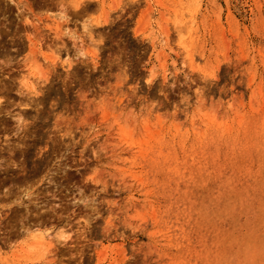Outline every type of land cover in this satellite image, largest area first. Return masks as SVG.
<instances>
[{
	"label": "rangeland",
	"instance_id": "374dc122",
	"mask_svg": "<svg viewBox=\"0 0 264 264\" xmlns=\"http://www.w3.org/2000/svg\"><path fill=\"white\" fill-rule=\"evenodd\" d=\"M0 264H264V0H0Z\"/></svg>",
	"mask_w": 264,
	"mask_h": 264
},
{
	"label": "bare ground",
	"instance_id": "6f19581e",
	"mask_svg": "<svg viewBox=\"0 0 264 264\" xmlns=\"http://www.w3.org/2000/svg\"><path fill=\"white\" fill-rule=\"evenodd\" d=\"M57 27H62V26H60L59 24L57 25ZM258 188V187H257ZM257 190V189H256ZM263 195V194H262ZM243 197V196H242ZM240 202H241V200H240ZM259 202V201H258ZM246 203V202H245ZM250 209V208H249Z\"/></svg>",
	"mask_w": 264,
	"mask_h": 264
}]
</instances>
